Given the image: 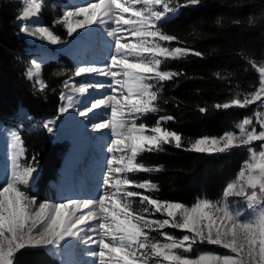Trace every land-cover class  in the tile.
Returning <instances> with one entry per match:
<instances>
[{
	"label": "snow or ice",
	"instance_id": "snow-or-ice-1",
	"mask_svg": "<svg viewBox=\"0 0 264 264\" xmlns=\"http://www.w3.org/2000/svg\"><path fill=\"white\" fill-rule=\"evenodd\" d=\"M201 3L202 0H85L63 9L62 15L52 21L53 27L62 25L69 38L84 35L85 29L91 33L95 26L107 37L111 51L102 63L81 62L70 74L53 72L54 76L67 75L58 93L57 116L40 121L37 127L53 135L60 117L78 116L85 130L90 126L92 132H103L108 140L101 145L104 169L95 197L40 200L30 194L39 179L40 167L36 155L27 157L19 131L23 122L17 130L0 132L6 136L10 162L0 185V264H15L16 254L26 248L48 249L50 255L61 256L65 246L72 244L83 245L93 264H149L150 259H155V264H264V111H260L264 109V63L249 61L259 73V86L254 91L245 93L242 99L237 95L214 106L218 111H227L258 105L254 115L259 130L246 116L236 124V131L200 137L184 148L182 135L164 126L174 121V116L161 115L151 126L143 122L148 114L163 111L158 102L164 83L184 75L162 70L164 61L188 55L203 57L192 48L167 46L184 42L162 30L181 9ZM41 9V0H26L16 17L20 21L19 33L52 46L68 43L39 23ZM248 22L253 24V18L249 17ZM42 64V59H32L25 77L36 93L46 94L49 85L41 78ZM80 77L83 79L77 81ZM51 91L55 93L56 89ZM101 110L102 118L93 119ZM199 111L207 110L200 107ZM255 142H261L259 151L252 147ZM165 145L210 155L246 148L249 159L237 178L224 188L221 200L200 199L188 208L180 202L146 194L159 190L151 180L129 178V174L159 172L161 167L146 166L138 157L162 152ZM230 198L237 199L230 203ZM136 199L139 209L133 207ZM246 211L252 215L241 219ZM157 213L166 218H151ZM165 227L186 234L177 238L161 231L165 243L150 236V232ZM197 243L220 246L231 255L202 254L191 259L177 251L188 252Z\"/></svg>",
	"mask_w": 264,
	"mask_h": 264
},
{
	"label": "trees",
	"instance_id": "trees-1",
	"mask_svg": "<svg viewBox=\"0 0 264 264\" xmlns=\"http://www.w3.org/2000/svg\"><path fill=\"white\" fill-rule=\"evenodd\" d=\"M62 0H42L41 17L62 39L63 29L53 27L54 3ZM21 0H0V123L8 124L16 110L22 107L34 120L55 115L58 108V93L61 82L67 78L54 76L53 72L72 71L71 62L64 56L42 66V79L49 88L46 94L36 93L24 78L29 65L24 42L19 39L14 26L22 12ZM58 8H56L57 10ZM58 15V14H56ZM249 17L254 20L249 24ZM239 20V24H234ZM219 21V22H218ZM163 31L178 36L184 43L175 42L170 47H188L203 54V57L188 55L180 60H166L162 70L183 72L184 75L164 83V91L158 102L162 112L148 114L146 123L154 125L161 115H172L174 121L164 125L182 135L184 148H189L200 137H218L226 131H235L236 124L244 117H253L258 105L244 109L232 108L218 111L214 106L235 98L242 99L245 93L259 86V73L249 61L264 63V0H202L199 6L183 8L179 14L163 26ZM216 73H220L217 77ZM55 88L56 92L51 89ZM167 100L168 103H164ZM207 111L200 113L199 108ZM264 111V109H260ZM27 157L36 155L39 161V179L30 194L45 200L48 183L56 180V170L63 145L51 144L43 131H22ZM252 147L259 151V144ZM158 153H144L138 157L146 166H159V172L129 174V178L151 180L158 191L146 194L162 201L180 202L191 208L197 200L216 202L222 198L228 183L235 180L248 159L246 148H234L227 153L199 154L165 145ZM134 191H141L134 189ZM133 207L139 209V201ZM153 219H164L157 213ZM161 231L182 238L183 231L165 227L150 232L161 243L166 242ZM180 255L196 259L201 254H224V248L207 243H197L188 252L177 250ZM15 264H58L43 249L26 248L15 256ZM149 264H155L150 259ZM166 264V262H165Z\"/></svg>",
	"mask_w": 264,
	"mask_h": 264
},
{
	"label": "bare ground",
	"instance_id": "bare-ground-1",
	"mask_svg": "<svg viewBox=\"0 0 264 264\" xmlns=\"http://www.w3.org/2000/svg\"><path fill=\"white\" fill-rule=\"evenodd\" d=\"M70 2H71V4L74 3L73 0H71ZM79 5H81V4H79ZM76 6H78V5H76ZM71 7H74V6H71ZM15 23L19 24L20 21H18L16 19ZM39 23H40V21H39ZM87 36L89 38V34H87ZM29 40L31 41L30 44H32V45H34V44H36V42H38L37 43V45H38L37 49H42L43 47H47V48L52 47V45H48L45 42L40 41V40H36L34 38H29ZM92 44H94V42H89L85 48L83 47V49L82 48L80 49L78 47H71V48L69 47L67 51L69 53L68 55H69L70 59L77 60L78 61L77 64H79L81 62H87V63H102V62H104L105 60L104 61L103 60L98 61L99 58L96 57V55H98V51L97 50L95 51L96 47L93 46ZM101 44L103 45V47H105L106 42L100 41V47H101ZM100 49L102 50L101 56H106V58H107L109 55L108 52L105 50L107 48H103V49L100 48ZM33 53H38V52L33 51ZM85 56H86L87 61H85ZM35 59H41V58L35 57ZM49 59H53V58L51 56H48L42 60L47 61ZM76 79H77V81H79V80L83 79V77L76 78ZM97 79H104V78L103 77H97ZM102 111L103 110H101V112H98L97 115L95 117H93V119H101L102 118ZM54 127L56 129V133L53 135H50V138L52 139V141H57V140L66 141L67 139H73V140L77 139V141H79L81 139L83 132L90 130V126L87 130H85L84 122L78 116L76 117V119H73L71 116L60 117V119L56 122ZM3 129H5V127H2L0 125V132H3ZM90 136H92V139H94V140L97 139L100 146L108 142V140L104 137L103 132H101V133L92 132V134L88 135V139L90 138ZM88 139H86V140H88ZM77 155L79 156L78 162L75 164V167L71 168V170H69V171L67 169H65L66 168V159L62 158V160H61V165L58 168V179L60 178L59 180L63 183L61 184L60 191H57V194L55 195V197L58 199V201L60 199L65 198V197L89 198V197H95L97 195V193L95 194V193L88 191L84 188L85 184H83L81 181L85 175L81 171H79L80 170L79 167H81V169L84 168L85 161L83 160V157L81 155H79L78 153H77ZM104 156H105V153H104ZM103 159H104V157H101L98 159L99 163L97 162L101 166L88 164V168L94 174V178H95L94 188L95 189H98L99 185H100V176H101V173L104 169V165L102 164ZM9 167H10V162L7 159V155H6V136L0 135V182L2 184H3L4 179H5L8 171H9ZM69 246L70 245L65 246V248H67L66 252H62L61 256L50 255L49 250L48 249L47 250L45 249V250L47 251V253L51 257L59 260V262L61 264H73V261L69 257V254L67 251ZM85 250H86L85 247L81 250L79 260L85 259V260H87V262L82 261L79 264H93V258L92 257L85 258L81 255Z\"/></svg>",
	"mask_w": 264,
	"mask_h": 264
},
{
	"label": "rangeland",
	"instance_id": "rangeland-1",
	"mask_svg": "<svg viewBox=\"0 0 264 264\" xmlns=\"http://www.w3.org/2000/svg\"><path fill=\"white\" fill-rule=\"evenodd\" d=\"M21 1H23V3H24V6H26V0H21ZM71 0H63L60 4H57V3H54V7H51V9H52V17H53V19H55V18H57L58 16H60V15H62V10L63 9H67V8H70L71 6H76V5H79V4H83V2H82V0H73L74 1V3L73 4H71V2H70ZM41 2H42V0H41ZM56 8H58L57 10H56ZM56 14H58V15H56ZM39 21H40V23L41 24H43L44 26H45V24H44V22H43V18L41 17V15L39 16ZM18 23H15V21H14V26L16 27V29L18 30V36H19V39H21L23 42H24V44H25V46H26V55H27V57H28V62H29V65H28V67H30V61L32 60V59H35V57L37 58H41V59H45L46 57H48V56H51L53 59H56L59 55H62V56H65L66 58H67V56H69L68 54V48H65L64 46L65 45H63V43L62 44H60V45H57V46H52L51 48H47V47H43L42 49H37L38 48V45H37V43L38 42H36V44H34V45H32V44H30V40H29V38L30 37H27V36H25L24 34H21V33H19V27H18ZM56 27V29L58 28V29H63L64 31H65V33H66V29H64L63 28V26L62 25H57V26H55ZM95 27V26H94ZM93 27V30H95V28ZM96 31V30H95ZM88 30L87 29H85L84 30V35H81V36H75L74 38H69L68 36V40H66V41H70V42H73V41H76V40H85V39H88V36H87V34H88ZM97 32V34H98V38H101V40H103V41H105L106 42V45H105V47H102V49L103 48H107V49H105L107 52H108V54L110 53V51H111V48H109L110 47V43H109V41H108V39H107V37L106 36H102L101 34H100V32H98V31H96ZM66 35H67V33H66ZM81 37V38H80ZM102 42V41H101ZM109 47H108V46ZM101 46H103L102 44H101ZM71 48V47H70ZM33 51H37L38 53H33ZM31 52V53H30ZM106 59V58H105ZM104 59V60H105ZM50 60V59H49ZM48 61V60H47ZM46 61H43V63H45ZM77 65V63L76 62H73L72 61V70L75 68V66ZM27 67V68H28ZM26 68V69H27ZM26 71V70H25ZM24 78L26 79V77H25V72H24ZM41 78H42V76H41ZM29 83H30V85L32 86V82L31 81H29L28 79H26ZM57 115V112H56V114L55 115H49V116H46V117H42L41 119H39L38 121H36V122H33V121H31V120H29L28 119V116L25 114V113H23V112H17L16 113V115L15 116H13L12 118H11V122H9L8 124H4V126L3 125H1L2 127H5V129H3V132H6L7 130H9V129H11V130H17V128H18V126L20 125V122L22 121L23 123H26L27 125H28V127H25V125L23 124L22 125V127H19V131L20 130H27V131H34V130H38V129H40L41 131H43L45 134H46V136H47V138H48V140L50 141V142H52V139L50 138V135H48V133H47V131L46 130H44L42 127H37V124L40 122V121H46V120H50V119H54L55 118V116ZM146 117L147 116H145L144 118H143V122H145L146 123ZM252 119H253V123H254V125L257 127V130H259V126H258V124H255V120H256V117H255V115H253V117H251ZM138 123L140 122V121H137ZM147 124V123H146ZM236 128V127H235ZM237 130V129H236ZM235 130V131H236ZM65 142V141H64ZM64 142H62L61 140L60 141H56L55 142V144H62V145H65V143ZM215 155V154H214ZM248 159H249V156H248ZM247 159V160H248ZM60 165H61V162H60ZM60 179V178H59ZM58 179V182H56V183H54V184H51L50 186H49V189H50V191L49 192H47V194H46V198H47V200H51V201H58V199L55 197V195L57 194V191H60V188H61V184L63 183V182H61L60 180ZM0 185H2V183L0 182ZM34 187V186H33ZM32 187V188H33ZM31 188V189H32ZM131 190H134V189H131ZM223 196V195H222ZM222 199V198H221ZM220 199V200H221ZM237 198H230V203L231 202H234L235 200H236ZM236 207V205H235V203H233V208H235ZM252 215V213L250 212V211H246L245 212V215L244 216H242L241 217V219H245V218H248V217H250ZM165 243V242H164ZM66 249L67 248H64L63 250H62V252H66ZM45 252H46V254H48L47 253V249L45 250V249H43ZM225 250V252H224V254H219V255H231V253L228 251V250H226V249H224ZM86 251L87 250H85L84 251V254L82 255L83 257H85V258H87V257H89L88 255H86ZM49 255V254H48ZM202 255V254H201ZM50 256V255H49ZM200 256V255H199ZM198 256V257H199ZM51 257V256H50ZM197 257V258H198ZM51 258H53V257H51ZM55 260H57L56 258H54ZM58 262H59V260H57ZM87 262V260H85V259H81V262ZM59 264H61V263H59Z\"/></svg>",
	"mask_w": 264,
	"mask_h": 264
}]
</instances>
